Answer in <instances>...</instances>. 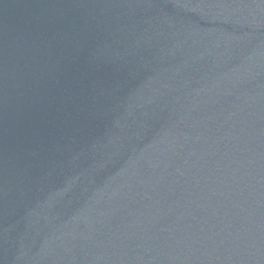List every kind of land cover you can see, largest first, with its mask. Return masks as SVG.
<instances>
[{
    "label": "water",
    "instance_id": "water-1",
    "mask_svg": "<svg viewBox=\"0 0 264 264\" xmlns=\"http://www.w3.org/2000/svg\"><path fill=\"white\" fill-rule=\"evenodd\" d=\"M0 264H189L161 0H0Z\"/></svg>",
    "mask_w": 264,
    "mask_h": 264
}]
</instances>
